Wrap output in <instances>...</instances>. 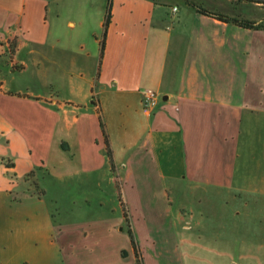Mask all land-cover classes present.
I'll return each mask as SVG.
<instances>
[{
  "label": "crops",
  "instance_id": "crops-1",
  "mask_svg": "<svg viewBox=\"0 0 264 264\" xmlns=\"http://www.w3.org/2000/svg\"><path fill=\"white\" fill-rule=\"evenodd\" d=\"M64 1L0 0V264L205 262L206 202H264V30L201 15L189 0H108L106 9L105 0ZM108 5L90 90L70 82L59 100L5 89L3 70L26 68L21 50L47 60L57 49L52 27L64 9L68 25L88 33L94 14L103 28ZM78 39L63 46L72 67L84 55ZM146 90L161 97L154 110L143 108ZM74 168L108 170L121 214L57 222L29 174L58 170L64 183ZM219 240L229 246L227 233Z\"/></svg>",
  "mask_w": 264,
  "mask_h": 264
},
{
  "label": "rangeland",
  "instance_id": "rangeland-1",
  "mask_svg": "<svg viewBox=\"0 0 264 264\" xmlns=\"http://www.w3.org/2000/svg\"><path fill=\"white\" fill-rule=\"evenodd\" d=\"M69 1L82 3L86 0H65L64 2ZM189 1L194 2L197 6L204 7L213 12H219L230 18L255 22L264 21V5L247 2L240 3L236 2V0ZM107 3L108 0H105V9ZM62 12V19L57 21V24L55 23L52 27L53 43L57 45V49L50 51L47 60L39 55L36 57L31 56L28 53V48L21 50L19 60L24 62L26 68L24 71L18 69L16 72L10 71L7 68L3 70L1 81L4 82L6 90L13 92L21 91L33 96L40 94L59 100L68 95L70 82L78 83L84 89L90 90L89 82L96 77L100 60V41H102L104 32L103 28L99 26L101 15L97 16L94 14L91 31L81 33L80 25L77 24L76 29L68 25L67 17L71 15L69 11L64 9ZM82 18L79 15L76 16L78 21L82 20ZM77 36L79 43H84V55L82 58L77 57L75 60L77 62L79 60L80 62L78 65L72 67L70 63L72 56L66 55L67 53L63 50L69 45L71 40H76ZM76 52L79 53V50ZM6 64H9V61ZM85 101V103H90L92 97L87 98ZM57 171L53 170V174L48 175L39 169L35 171V175L31 178L33 181H37L38 187L48 191V196L44 200L47 207L54 214L57 222L73 223L77 220H88L97 214V210L111 214L115 212L118 215L121 214L120 197L116 193L114 185L108 182L110 178L108 170H100L95 174H87L82 172L76 173L74 168L64 183H61L59 178L55 177L59 176L57 175ZM114 171H116V168H114ZM89 177L92 179L100 178L103 181L100 189L95 185L83 187L80 183H77L80 178L85 179ZM36 191L39 192V189ZM216 193L220 199L224 197L219 192ZM246 204L245 206L244 204L231 202L229 207H227L222 199L221 201L217 199L216 201L206 202L207 210L211 212L209 215L212 219V221L206 224V230L209 237H211L208 241L210 246L206 250H198L204 255L206 261L198 262L185 257L178 264H230L231 258L229 256H233L239 264H264V202L257 204L256 202L249 201ZM236 205L242 208L243 216L237 219L229 216L227 218V212L236 207ZM225 218L231 224V227L227 231L221 227V220H226ZM235 230L238 232L235 233ZM221 233L225 234V236L227 233L229 240V246L225 244L227 246L225 248L220 246L219 236ZM159 264H171V262L163 261Z\"/></svg>",
  "mask_w": 264,
  "mask_h": 264
},
{
  "label": "trees",
  "instance_id": "trees-1",
  "mask_svg": "<svg viewBox=\"0 0 264 264\" xmlns=\"http://www.w3.org/2000/svg\"><path fill=\"white\" fill-rule=\"evenodd\" d=\"M236 2H240V3H246L247 2V3H256L258 5H264V0H236ZM191 6L197 11V13L204 15V16L216 18V19L223 21L225 23L235 24V25L240 26V27L245 28V29L264 30V21H262L261 23L258 24L257 22L251 21V20H241L239 18H230V17H228L224 14H221L219 12H213V11H210V10L204 8V7L197 6L194 4H191ZM110 22H111V6L108 5L107 13H106V17H105V22H104V26H103L104 32H103V39L101 42L102 52L104 51V48H105L107 30L109 28ZM15 47H16V44L13 43L10 47V50H9L10 54L14 53ZM10 95H12V94H10ZM15 96L22 97L19 94L15 95ZM107 155L109 157L110 164L113 165V157H112V151L110 149V146L107 147ZM34 173L35 172H32L31 174H29V177L32 178L35 175ZM35 186L37 189H39L37 181H35ZM129 235L131 237L132 244L135 247L136 245H135L134 234L131 231H129ZM138 264H141V263L139 262Z\"/></svg>",
  "mask_w": 264,
  "mask_h": 264
},
{
  "label": "built area",
  "instance_id": "built-area-1",
  "mask_svg": "<svg viewBox=\"0 0 264 264\" xmlns=\"http://www.w3.org/2000/svg\"><path fill=\"white\" fill-rule=\"evenodd\" d=\"M174 10H177L176 8ZM160 103V96L153 90H146L143 93L142 105L146 111L154 110Z\"/></svg>",
  "mask_w": 264,
  "mask_h": 264
}]
</instances>
